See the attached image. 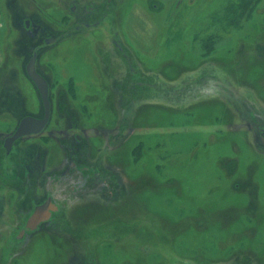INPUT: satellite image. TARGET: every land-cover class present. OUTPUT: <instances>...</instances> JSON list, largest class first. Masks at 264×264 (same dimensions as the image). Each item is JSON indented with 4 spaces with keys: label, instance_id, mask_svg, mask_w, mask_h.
Here are the masks:
<instances>
[{
    "label": "rangeland",
    "instance_id": "rangeland-1",
    "mask_svg": "<svg viewBox=\"0 0 264 264\" xmlns=\"http://www.w3.org/2000/svg\"><path fill=\"white\" fill-rule=\"evenodd\" d=\"M0 264H264V0H0Z\"/></svg>",
    "mask_w": 264,
    "mask_h": 264
},
{
    "label": "water",
    "instance_id": "water-1",
    "mask_svg": "<svg viewBox=\"0 0 264 264\" xmlns=\"http://www.w3.org/2000/svg\"><path fill=\"white\" fill-rule=\"evenodd\" d=\"M35 58L34 54L29 63L26 66V72L29 79L36 86L37 91L41 98L44 114L42 118H34L31 116L24 117L19 124L16 126L12 135L8 136L5 140L4 147L7 151L10 150L12 143L22 137L37 135L41 133L48 123L50 116V101H49V90L47 81L40 76L35 69ZM263 143V141H261ZM56 205L48 198L43 204L37 206L31 216L28 218L25 230L32 231L38 224L44 222L50 218L52 212L56 210ZM23 231L18 236L21 238Z\"/></svg>",
    "mask_w": 264,
    "mask_h": 264
},
{
    "label": "flooded vegetation",
    "instance_id": "flooded-vegetation-1",
    "mask_svg": "<svg viewBox=\"0 0 264 264\" xmlns=\"http://www.w3.org/2000/svg\"><path fill=\"white\" fill-rule=\"evenodd\" d=\"M97 10V11H96ZM105 11H106V8L104 9ZM99 12V9L97 8V6L95 7L94 5H87L86 7H85V9L84 10H82V11H79L78 12V8H77V5L76 4H74L73 6H71L70 8H69V13H72V14H76V17H75V19H74V24H73V29H74V32H80L81 31V29H82V27L85 29V30H88V29H90V28H96V27H98V26H100V24H101V21H102V17L103 16H101V17H98V18H96V17H94L95 16V14H94V12ZM97 15V14H96ZM30 25V19H24V27H25V29H30L29 26ZM69 28H71V27H69ZM68 28V30H70ZM41 40H42V44H44V45H49V44H54L57 40H58V38L57 37H54L53 35H46V36H42L41 37ZM39 49V47H34L32 50H31V55H30V57H29V59L27 60V63H25L24 64V71H25V74L27 75V72H26V66H27V64L29 63V61L31 60V58L33 57V55L35 54L36 55V58H35V69H36V72L40 75V76H42L46 81H47V83H48V90H49V88H50V84H49V81L37 70V68H36V62H37V57H38V52H37V50ZM35 86V85H34ZM35 88H36V86H35ZM36 90H37V88H36ZM43 114H44V110H43V113H42V116L41 117H35V116H32V115H24V116H21L20 118H19V121L17 122V125L19 124V122L24 118V117H27V116H31V117H34V118H42L43 117ZM50 115H51V107H50ZM49 119H50V116H49ZM48 122H49V120H48ZM48 124V123H47ZM16 125V126H17ZM47 126V125H46ZM45 126V127H46ZM16 128V127H15ZM15 128H14V130H15ZM45 129V128H44ZM14 132V131H13ZM12 132V133H13ZM10 135H12V134H10ZM9 135V136H10ZM30 136H32V135H30ZM30 136H26V137H22V138H19V139H17V140H15L13 143H12V146H11V148H10V150L9 151H7V149L4 147V144H5V140H6V138L8 137V136H5V137H3V138H1L2 140H1V147H2V149H3V151H4V155L5 156H9L10 154H11V152H12V150H13V148L16 146V144L20 141V140H22V139H24V138H28V137H30ZM7 170H10L9 168L7 169ZM10 179H12V180H15V185L17 186V187H19L20 189H23V183H22V181H20V179H18V178H16L15 176L13 177L12 176V178H10ZM48 198H50V200L57 206V203L49 196V195H47L46 196V198L44 199V200H42L40 203H37V204H35L34 205V207L30 210V212L28 213V215L27 216H25V218H24V223H22V225L20 226V229H19V233L17 234L18 236L21 234V232L23 231V234H22V236H21V238L23 237V236H25V235H27V234H31V233H34V232H37L38 230H39V228L42 226V225H44V224H46L47 222H49V221H51V218H52V216H53V212L51 213V215H50V218L48 219V220H46V221H44V222H41L40 224H38L37 225V227L34 229V230H32V231H27V230H25V225H26V222H27V220H28V218L31 216V214L33 213V211H34V209L37 207V206H39V205H41V204H43ZM17 236V237H18Z\"/></svg>",
    "mask_w": 264,
    "mask_h": 264
},
{
    "label": "crops",
    "instance_id": "crops-1",
    "mask_svg": "<svg viewBox=\"0 0 264 264\" xmlns=\"http://www.w3.org/2000/svg\"><path fill=\"white\" fill-rule=\"evenodd\" d=\"M163 3H180L183 0H158Z\"/></svg>",
    "mask_w": 264,
    "mask_h": 264
}]
</instances>
